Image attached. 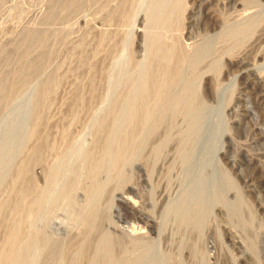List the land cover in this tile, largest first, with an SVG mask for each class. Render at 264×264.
<instances>
[{
  "label": "rangeland",
  "instance_id": "1",
  "mask_svg": "<svg viewBox=\"0 0 264 264\" xmlns=\"http://www.w3.org/2000/svg\"><path fill=\"white\" fill-rule=\"evenodd\" d=\"M0 264H264V0H0Z\"/></svg>",
  "mask_w": 264,
  "mask_h": 264
},
{
  "label": "bare ground",
  "instance_id": "2",
  "mask_svg": "<svg viewBox=\"0 0 264 264\" xmlns=\"http://www.w3.org/2000/svg\"><path fill=\"white\" fill-rule=\"evenodd\" d=\"M122 201L124 202V203H126V204H128V205H130L131 206V208H133L134 209V207H135V202H132L129 198H122ZM139 235H141L142 236V234H137V233H134V235L133 236H138L139 237ZM140 236V237H141ZM145 236V235H144ZM137 238V237H136Z\"/></svg>",
  "mask_w": 264,
  "mask_h": 264
}]
</instances>
